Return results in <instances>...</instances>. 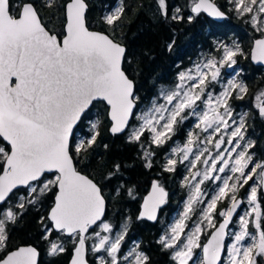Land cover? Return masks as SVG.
I'll list each match as a JSON object with an SVG mask.
<instances>
[{
    "label": "snow or ice",
    "instance_id": "obj_1",
    "mask_svg": "<svg viewBox=\"0 0 264 264\" xmlns=\"http://www.w3.org/2000/svg\"><path fill=\"white\" fill-rule=\"evenodd\" d=\"M42 2L44 8L62 14L59 35L48 26L36 0H0V264H38L36 247L10 248L9 225L17 224L28 206L42 203L49 193H53V203L40 219L49 255L68 251L63 240L67 238L73 244L70 264H89V251L96 256V264H151V257L138 242L122 252L131 217L113 235L103 187L80 168L100 136V121L95 120L89 121L85 136L76 137L94 102L106 103L112 135L128 130L127 141L140 147L143 166L148 169L154 167L156 156L152 146L162 147L176 135L179 125L196 118L186 143L172 148L163 164L167 173H175L177 165L185 161L189 169L182 182L190 189L184 209L157 240L161 250L170 252L174 264L264 261V160L254 162L249 150L255 141L246 139L247 113L234 115L231 103L243 100L248 87L237 79L239 72L222 82V69H234L238 57H245L244 49L235 42H217L220 55L179 72L174 88L160 90L165 103L157 105L153 100L148 112L135 116L140 123L134 126L130 121L139 96L135 80L124 68L127 49L116 35L126 10L123 3L115 8L105 5L110 10L99 20L105 28L94 30L89 24L88 0ZM230 2L232 10L249 15L250 23L261 33L250 57L264 64V0ZM156 3L168 19L167 0ZM187 8V17L176 7L170 19L191 23L202 14L217 19L227 15L216 0H188ZM174 43L168 45L169 51ZM212 85H219L220 91ZM261 97L264 92L256 97L264 116ZM197 164H202V171H192ZM120 170L121 164L115 163L104 179L111 180ZM226 170L223 177L219 175ZM257 175L259 179L254 180ZM205 181H220L210 198L201 189ZM245 185L248 188L241 196ZM21 190L26 194L20 195ZM133 193L134 189H127L129 196ZM168 196L161 182L153 180L136 219L156 221ZM223 201L226 206L218 210ZM245 203L248 208L238 215ZM198 204L202 205L198 219L189 226ZM233 223H238V231L229 230ZM54 233L58 234L55 238ZM202 235L206 242L202 243ZM229 237L232 242L227 244ZM197 249L202 253L199 258Z\"/></svg>",
    "mask_w": 264,
    "mask_h": 264
},
{
    "label": "flooded vegetation",
    "instance_id": "obj_2",
    "mask_svg": "<svg viewBox=\"0 0 264 264\" xmlns=\"http://www.w3.org/2000/svg\"><path fill=\"white\" fill-rule=\"evenodd\" d=\"M121 2L126 10L121 20L118 22L117 37L122 38V40H124V38H141L142 34L140 33L142 32H138L137 30L141 31L143 30L141 28H144V26L151 25L154 27L157 39L161 42L159 47L165 49L166 52L164 56H162V54H159L157 51L154 57L148 60L149 65L141 64L136 67L137 79H133L136 84V81H138V86H136L139 88L137 89L136 87V95L139 96V101L137 102L136 109H134L135 115L130 121V124L134 126L139 125L140 121H137L135 116L143 113L144 109L152 105L153 100H155L156 103H165L163 98L159 95L160 90L162 87L167 89L174 88L177 83V74L179 72L192 68L194 64L201 62L206 57H218L220 53L216 50L217 42H223L228 45H232L235 42L244 49L245 57L247 56L248 59L245 57H238V64L234 69H222V82H226L228 79L232 78L236 72H239L240 75L237 79L243 80L247 85L248 92L245 94L244 99H234L231 103L234 108V115L238 116L239 114L247 113L246 121L248 130L246 139L255 141V146L249 150L250 154H254V162L264 160V116L260 115L259 109L257 108V104L260 101L256 99L261 92H264V65L253 63L250 57L253 43L256 39L260 38L261 33L256 31L252 26L250 17L247 15L241 16L233 11V7L231 8L232 3L229 0H216V3L226 12V18L217 19L209 17L207 14H202L191 23H189L187 19L184 21H172L170 19L176 7H180L183 10L182 14L185 15V17L190 14L187 8L188 0H167L169 11L168 19H165L161 15L156 0H137L136 3H133V0H116L109 6L110 8H115ZM134 6L136 7L134 10L137 15L136 17H138L136 23H138L139 26L136 29L135 25L133 30L131 26L132 22H128L127 19L134 13L132 11ZM110 8H107L105 11L110 10ZM119 24H121V26ZM128 25L131 26L130 31L126 29ZM173 40L175 43L171 51H169L168 45L172 43ZM122 43L127 49V60L124 64V68L128 72V70L134 69L135 66L132 68L130 64L128 45L123 41ZM211 87H214L216 92L220 91L219 85H212ZM261 99L264 100V97H261ZM195 123L196 118H190L188 121L179 125L176 135L165 145L162 147L152 146L153 150L156 152L154 167L152 169L143 166L142 150L140 147L137 144L127 141L128 130H126L125 133L115 136L110 135L113 138L118 137L120 140L119 148L121 158L119 160L121 170L120 173L117 174L119 178L114 176L117 178L114 182H111L112 179H104L110 170L105 172L101 183L104 184L103 186L105 188H103V190L107 200L106 218L114 225L113 235L120 231L127 218L131 217L128 223V234L122 246V252H127L138 242L140 247L151 257V264H174L171 260L170 252L161 250L157 240L179 217V214L184 209V204L188 199L190 189L183 186L182 182L184 177L189 174V169L186 167L188 162L185 161L183 164L177 165V171L175 173H167L163 171V164L166 162V158L171 154L172 148L177 146L182 147L186 143L188 132L193 129ZM203 135L206 134H202V136ZM225 139H227V137H225ZM195 151L196 149L194 148V152ZM212 151L213 153L215 152L214 149ZM237 151H239V149ZM233 156H235V153H233ZM220 166L221 165L218 164V167ZM197 169L202 171V164H197L196 168L192 169V171H196ZM257 172L259 173V170H257ZM225 174H227V170L226 173H220L219 175L223 177ZM199 179L200 177H197V180ZM258 179V175L254 177V180ZM153 180H159L165 187V190L169 193L168 202L162 206L156 221L137 220L136 217L141 210L142 199L150 190ZM252 183L253 181H249V184ZM219 184L220 181H205L201 185V189L205 191L206 196L210 198L212 192ZM121 185H123V187H121ZM129 188L134 189L133 196L127 194V189ZM247 188L248 185H245V189H241V196L244 195ZM117 189H119V194H117ZM23 193L26 192L21 190L20 194ZM226 204L227 201L218 203V210L225 207ZM200 207H202V205H195L197 213L192 217V220L188 221L189 226L198 219ZM247 208L248 205L246 203L243 204L241 209L238 210V215H242L243 211ZM237 219L238 216L234 217V221ZM229 230L233 232L238 231V223L230 224ZM97 231H99L98 228ZM206 231H211V229ZM57 235L58 234L54 233L53 238ZM66 239L67 238H63V240ZM201 241L202 243L206 242V235H202ZM92 242L93 241H89V244ZM231 242L232 240L229 237L226 243L230 244ZM64 244L68 251L57 256L49 255L48 243L46 241L41 249L33 245L40 253L38 264H70L73 244L71 241H64ZM23 245L32 244H22L18 246ZM201 255L202 253L197 249V258ZM88 258L89 264H96V256H94L91 251H89ZM258 264H264V261H260L258 258Z\"/></svg>",
    "mask_w": 264,
    "mask_h": 264
},
{
    "label": "trees",
    "instance_id": "obj_3",
    "mask_svg": "<svg viewBox=\"0 0 264 264\" xmlns=\"http://www.w3.org/2000/svg\"><path fill=\"white\" fill-rule=\"evenodd\" d=\"M116 0H88L89 3V24L93 29L102 30L105 26L99 22L101 15L107 9L105 5H110L114 3ZM132 1V0H129ZM146 1V0H144ZM63 0H58V3H62ZM137 0H133V3H136ZM36 6L40 9L41 15L46 18L48 26L53 29L58 35L62 32L63 29V16L62 14L57 11L56 9H46L43 7L42 0H36ZM136 7L132 10L134 13L132 16L127 19L128 22H132L131 26L133 30L136 25V29L138 28V23L135 14ZM121 26V24H119ZM125 26V25H124ZM131 26H127L126 29L130 31ZM135 29V30H136ZM143 30H137L138 32H142L141 38L135 39H127L121 40V42H125L128 45V55L129 61L132 65V68L128 70V74L131 78L137 79V69L138 65L144 64L149 65V61L151 58L154 57L155 53L162 54L164 56L165 49L160 48L161 45L160 40L157 39L155 35V30L153 26H144L141 28ZM158 49V50H157ZM247 57V56H246ZM248 59V58H247ZM145 73V72H143ZM146 74V73H145ZM137 86H138V81ZM136 86V87H137ZM139 87H137L138 89ZM100 121L99 132L100 136L97 139L96 145L93 146L91 150L87 154H85L84 161L80 164V168L86 174H90L99 183L103 180L105 172L111 171L112 167L115 163H120L121 152H120V140L118 137L113 138L110 136L109 133V119L107 116V106L104 102L94 103L88 113V120L84 121L80 126L78 131L82 132L83 134H87L88 130V123L89 121ZM77 131V132H78ZM107 144L108 147L105 149L104 145ZM99 176V178H98ZM118 177V175H116ZM119 178V177H118ZM117 178L113 177L111 182H114ZM103 186L104 184L101 183ZM103 188H105L103 186ZM55 192V189L53 190ZM53 193H49L47 202L42 201V203L35 205V206H28L27 211L21 217L19 222L15 225H9L10 229V248L13 249L18 245L22 244H32L38 248H42L45 241L42 239V232L44 231L40 219L41 217H46L48 209L51 207L53 203ZM45 223H50L45 220ZM2 255V253H0Z\"/></svg>",
    "mask_w": 264,
    "mask_h": 264
},
{
    "label": "rangeland",
    "instance_id": "obj_4",
    "mask_svg": "<svg viewBox=\"0 0 264 264\" xmlns=\"http://www.w3.org/2000/svg\"><path fill=\"white\" fill-rule=\"evenodd\" d=\"M230 1V0H229ZM233 7V5L231 6V8ZM247 16H249V15H247ZM199 63V62H198ZM159 104H162V103H157V105H159ZM152 108V105H149L148 106V108L147 109H144V112H148L150 109ZM83 136H85V134H83L82 132H80V131H78L77 133H76V137H77V139H79V138H81V137H83ZM20 194V193H19ZM24 194H26V193H23V194H20V195H24ZM48 196H49V194H48ZM48 196L47 197H45L44 198V202H47L46 201V199H48ZM16 201H15V199H13V201H12V203L14 204ZM64 241H71L70 239H66V240H64Z\"/></svg>",
    "mask_w": 264,
    "mask_h": 264
},
{
    "label": "water",
    "instance_id": "obj_5",
    "mask_svg": "<svg viewBox=\"0 0 264 264\" xmlns=\"http://www.w3.org/2000/svg\"><path fill=\"white\" fill-rule=\"evenodd\" d=\"M214 18V17H213ZM253 61V60H252ZM253 63H255V64H260V63H257V62H255V61H253ZM262 65H264V64H262ZM95 103V102H94ZM104 104L106 105V103L104 102ZM107 106V105H106ZM91 109V108H90ZM134 112H135V110H134ZM110 121V120H109ZM109 124H110V126H111V122H109ZM110 126H109V128H110ZM110 133V132H109ZM111 134V133H110ZM112 135V134H111ZM52 200H54V197H53V199ZM50 209V208H49ZM48 212V211H47ZM46 212V213H47ZM23 246H25V245H23ZM31 246H33V245H31ZM38 261H39V257H38Z\"/></svg>",
    "mask_w": 264,
    "mask_h": 264
}]
</instances>
